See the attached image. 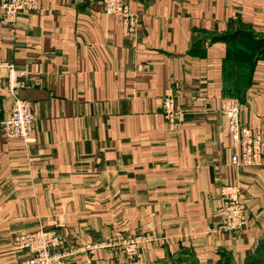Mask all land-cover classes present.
Wrapping results in <instances>:
<instances>
[{"label": "crops", "instance_id": "obj_1", "mask_svg": "<svg viewBox=\"0 0 264 264\" xmlns=\"http://www.w3.org/2000/svg\"><path fill=\"white\" fill-rule=\"evenodd\" d=\"M125 1L135 38L100 0H39L15 31L0 23V62L27 72L18 93L36 117L28 143L4 136L0 90V264H21L13 242L39 228L62 236L67 264H264V168L231 163L219 110L233 96L264 130V0ZM169 88L188 111L176 132ZM236 184L247 223L220 232ZM147 235L134 261L107 246Z\"/></svg>", "mask_w": 264, "mask_h": 264}, {"label": "built area", "instance_id": "obj_2", "mask_svg": "<svg viewBox=\"0 0 264 264\" xmlns=\"http://www.w3.org/2000/svg\"><path fill=\"white\" fill-rule=\"evenodd\" d=\"M103 11L107 15L121 19L123 35L135 38L139 29V17L133 13L125 0H100ZM39 0H1L0 23L11 31L18 26L21 13L37 12ZM6 70V81L3 85L0 79V90L11 99L10 115L1 122V130L8 138L21 139L29 142L34 130L36 117L31 103L19 96V90L26 85L27 72L17 69L14 64L0 62V71ZM220 112L227 117V132L230 135L235 151L231 163L240 168H264V130L247 127L241 123V103L233 97H224L220 103ZM188 111L177 103V93L169 88L165 91L162 101V115L170 132L179 130L186 121ZM223 207L221 209L218 231L238 233L247 223V206L245 193L238 185L222 189ZM151 240L150 236L121 239L107 246L119 245L127 260L134 261L139 257L142 244ZM62 236L53 230L44 228L18 236L13 242L15 250H24L28 256L21 264H67L68 253L62 252ZM98 245L86 247L83 250H93Z\"/></svg>", "mask_w": 264, "mask_h": 264}]
</instances>
